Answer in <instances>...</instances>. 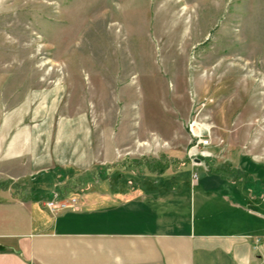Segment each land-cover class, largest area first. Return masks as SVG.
<instances>
[{"label": "rangeland", "instance_id": "obj_1", "mask_svg": "<svg viewBox=\"0 0 264 264\" xmlns=\"http://www.w3.org/2000/svg\"><path fill=\"white\" fill-rule=\"evenodd\" d=\"M6 116L71 144L90 131L92 164L46 188L70 205L121 207L131 179L196 159L263 195L264 0H0V130Z\"/></svg>", "mask_w": 264, "mask_h": 264}, {"label": "crops", "instance_id": "obj_2", "mask_svg": "<svg viewBox=\"0 0 264 264\" xmlns=\"http://www.w3.org/2000/svg\"><path fill=\"white\" fill-rule=\"evenodd\" d=\"M13 124L10 116L1 120L0 264H264L257 182L194 161L178 174L131 179L121 207L118 197L96 193L75 199L74 208L52 210L46 201H65L64 192L51 196L46 188L63 182L71 167L93 162L90 131L82 128L71 144L61 130L55 138ZM22 185L33 192L23 195Z\"/></svg>", "mask_w": 264, "mask_h": 264}, {"label": "built area", "instance_id": "obj_3", "mask_svg": "<svg viewBox=\"0 0 264 264\" xmlns=\"http://www.w3.org/2000/svg\"><path fill=\"white\" fill-rule=\"evenodd\" d=\"M189 131L191 134V137L195 140V145L193 146L194 148H198L199 146H203L205 144H208L209 141L205 138V135H202L201 133L198 132L197 129H195V123H191L189 126ZM207 152H201V156H207ZM194 178L196 177L195 174L193 176ZM54 199H49L46 201V206L52 210H58V209H66V208H72L73 204L75 203V199H71V202L73 204H69L68 202L61 201V199H58L56 197H53Z\"/></svg>", "mask_w": 264, "mask_h": 264}, {"label": "trees", "instance_id": "obj_4", "mask_svg": "<svg viewBox=\"0 0 264 264\" xmlns=\"http://www.w3.org/2000/svg\"><path fill=\"white\" fill-rule=\"evenodd\" d=\"M161 171V170H160ZM159 172V171H158ZM179 172H181V171H179ZM222 173V175H224V176H226V177H228L227 175H225L223 172H221ZM104 178L106 177L107 178V173H105L104 175H102ZM144 178V177H143ZM229 178V177H228ZM116 182V183H115ZM115 182H113L112 184H110L109 186H110V188H108L109 189V191L111 192V193H118V192H121V190H118L117 188H116V186L117 185H121V184H124V185H126L127 184V181L126 180H124V179H117V180H115ZM125 187H127V186H125ZM64 192V191H63ZM64 194L65 193H63V195L62 196H64Z\"/></svg>", "mask_w": 264, "mask_h": 264}, {"label": "water", "instance_id": "obj_5", "mask_svg": "<svg viewBox=\"0 0 264 264\" xmlns=\"http://www.w3.org/2000/svg\"><path fill=\"white\" fill-rule=\"evenodd\" d=\"M196 161H199L198 159H196Z\"/></svg>", "mask_w": 264, "mask_h": 264}]
</instances>
